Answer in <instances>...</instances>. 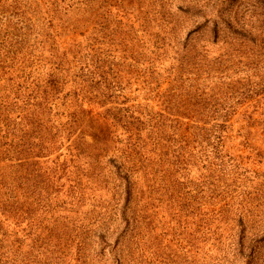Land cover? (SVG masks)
<instances>
[{"label":"rangeland","instance_id":"1","mask_svg":"<svg viewBox=\"0 0 264 264\" xmlns=\"http://www.w3.org/2000/svg\"><path fill=\"white\" fill-rule=\"evenodd\" d=\"M124 1L0 0V122L12 130L6 144L18 143L0 169V264H264V92L243 94L264 88V0L231 7L234 26L254 34L243 42L193 31L179 0ZM197 1L221 15L230 5ZM90 59L114 92L105 102L144 123L133 138L138 204L123 235L108 217L123 199L108 158L99 151L92 171L84 148L66 150L95 134L90 119L102 122L100 101L72 86ZM38 100L56 104L51 120L68 110L64 125L82 123L64 132L51 172L32 165L49 168L34 183H55L32 200L20 152Z\"/></svg>","mask_w":264,"mask_h":264},{"label":"trees","instance_id":"2","mask_svg":"<svg viewBox=\"0 0 264 264\" xmlns=\"http://www.w3.org/2000/svg\"><path fill=\"white\" fill-rule=\"evenodd\" d=\"M179 1L182 7H179V10L189 18H195L197 19L196 21H198L193 31L208 29L209 35L213 38L219 37L220 31H222L225 35L232 38L234 37L242 42L255 41L254 34L251 30L246 29L245 26L238 28L233 24L235 18L234 14H232L231 7L237 0H229L230 5L228 8L230 10L228 9L223 15L216 10H208L207 5H209V3L200 4L197 0ZM124 2L126 4H129V2L132 4V0H126ZM101 67L102 65L96 60L90 59L87 64L86 72L84 74H79L81 77L76 76L80 82L74 81V77L72 86L78 91L81 90V88L86 89L87 93L91 96L90 99H98L100 101L95 103V105H99V107L103 109L101 112H98L102 117V122L99 118L90 119L87 126L91 130L94 129L95 134H83L81 137L76 138L74 144L67 146L66 150H71V155L74 154V156H76V154L80 152L79 150L84 148L85 150H81L83 152V157L89 161L86 163L92 171H94L95 168L92 166L91 162L94 158L101 156V154L108 158L107 162L110 165L109 169L112 171V178L115 180L116 184V194L121 193L123 195L122 203L116 206L119 207V209L117 210L116 208L112 210V212H109L108 217L112 220H117V218H119L120 221H118L117 230L119 229V225H125L126 229H128L129 216L133 215L136 205L138 204L137 202L135 203L134 199V195H136L135 177H137V172L134 168L136 167V156L138 155L137 151L140 146L138 142H133V138L141 132L144 123L129 121V119L133 117V108L127 106H114V100L110 98L109 102H105L106 95L108 93L111 95L114 92L106 77L101 73ZM252 89H247L246 92H243L245 99L259 96L264 92V88ZM48 103L49 102H40V100H38L33 104L32 118L29 116L30 119L27 120H31V122L25 123V139H23L21 144L22 149L20 155L23 160H20V168H22L20 171L24 172L25 179H23L27 183L26 185L21 184L23 185L21 193L24 198H30L32 200L35 195L47 197L55 189L53 178L45 183H34V181L39 178L42 181V178L46 176L49 168L45 167L43 173H41L39 169L37 174L33 171L34 168H32V165L50 164L51 161H53L52 155L54 152L63 149L62 141L68 139L64 132L68 131V129L75 124L79 126L82 123V121L78 122V120H73L74 122H70V124L68 122L67 125H64L65 121H69L71 115L68 110L66 112H61L56 119L52 118L51 120L50 113L52 108L56 107V104L50 105ZM261 111V115L264 117V108H262ZM263 122L264 120H262L261 123L262 128H264ZM155 125L161 132L169 128L166 123L163 124L165 126L161 124ZM3 126L4 125L0 122V169H2L3 159L13 162V154H18L17 140H15L16 144H13L11 140H9V145L6 144L7 136H5V134L8 132H4ZM179 127V123H177L172 127V132L180 131L182 127L181 129ZM225 128L226 127H222V129ZM31 130H33V136L29 135ZM11 132L12 130L9 133ZM86 138L89 140L87 139V141ZM93 151L96 152L97 155L92 154ZM137 161L140 162L139 158ZM56 165L58 166V164ZM51 166L50 172L54 169V163H51ZM66 195L70 194L67 193ZM130 206H133V208ZM136 218L137 217L134 215L133 221H136ZM114 223L116 222H112V224ZM116 229L113 230V233H117ZM118 231L123 235L124 229ZM98 234V239L101 241L100 244H106L104 237L106 233L100 231Z\"/></svg>","mask_w":264,"mask_h":264}]
</instances>
